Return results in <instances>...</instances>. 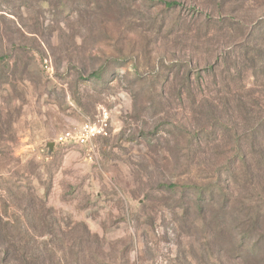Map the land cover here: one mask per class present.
I'll return each mask as SVG.
<instances>
[{
	"label": "rangeland",
	"instance_id": "obj_1",
	"mask_svg": "<svg viewBox=\"0 0 264 264\" xmlns=\"http://www.w3.org/2000/svg\"><path fill=\"white\" fill-rule=\"evenodd\" d=\"M164 1L0 0V264H264V0Z\"/></svg>",
	"mask_w": 264,
	"mask_h": 264
},
{
	"label": "built area",
	"instance_id": "obj_2",
	"mask_svg": "<svg viewBox=\"0 0 264 264\" xmlns=\"http://www.w3.org/2000/svg\"><path fill=\"white\" fill-rule=\"evenodd\" d=\"M101 131L95 125L86 121L82 124L77 132H72L70 130H65L56 137L55 142L59 144L65 143H78L84 144L90 141L91 137L95 134H100Z\"/></svg>",
	"mask_w": 264,
	"mask_h": 264
},
{
	"label": "trees",
	"instance_id": "obj_3",
	"mask_svg": "<svg viewBox=\"0 0 264 264\" xmlns=\"http://www.w3.org/2000/svg\"><path fill=\"white\" fill-rule=\"evenodd\" d=\"M180 3H178L176 0H165L164 1V5L167 7V8H173V7H176V6H178ZM101 72H95V73H93V78H101ZM176 187V185H174V184H169L168 185V187H167V189L168 190H174V188ZM190 201L192 200V202H193V205H194V207H195V209L197 210V211H202L203 209H204V207H205V205H204V202H203V199H202V197H201V195H200V193H197L195 196H193V198L192 199H189ZM264 216V211L262 212V217Z\"/></svg>",
	"mask_w": 264,
	"mask_h": 264
},
{
	"label": "water",
	"instance_id": "obj_4",
	"mask_svg": "<svg viewBox=\"0 0 264 264\" xmlns=\"http://www.w3.org/2000/svg\"><path fill=\"white\" fill-rule=\"evenodd\" d=\"M52 144H53V143H52ZM52 144H51V145H52Z\"/></svg>",
	"mask_w": 264,
	"mask_h": 264
}]
</instances>
